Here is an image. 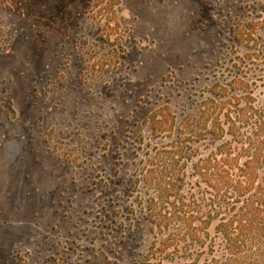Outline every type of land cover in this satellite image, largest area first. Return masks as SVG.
<instances>
[{
    "label": "rangeland",
    "instance_id": "rangeland-1",
    "mask_svg": "<svg viewBox=\"0 0 264 264\" xmlns=\"http://www.w3.org/2000/svg\"><path fill=\"white\" fill-rule=\"evenodd\" d=\"M253 20L264 0H0V264H155L166 107L230 83Z\"/></svg>",
    "mask_w": 264,
    "mask_h": 264
},
{
    "label": "trees",
    "instance_id": "trees-1",
    "mask_svg": "<svg viewBox=\"0 0 264 264\" xmlns=\"http://www.w3.org/2000/svg\"><path fill=\"white\" fill-rule=\"evenodd\" d=\"M237 41L247 52L230 83L214 85L179 125L166 107L175 133L166 164L146 171L149 262L264 264V22L251 21Z\"/></svg>",
    "mask_w": 264,
    "mask_h": 264
}]
</instances>
